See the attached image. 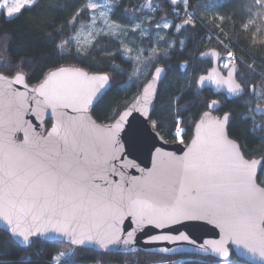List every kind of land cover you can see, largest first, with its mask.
<instances>
[{"label": "water", "instance_id": "water-1", "mask_svg": "<svg viewBox=\"0 0 264 264\" xmlns=\"http://www.w3.org/2000/svg\"><path fill=\"white\" fill-rule=\"evenodd\" d=\"M221 58L203 52L210 67L196 88L239 98L244 89L231 68L222 73ZM165 75L155 67L101 123L91 108L109 89L106 73L61 67L35 86L22 73L0 74V231L21 247L38 238L107 254L233 253L264 264L263 159L244 156L217 100L188 142H167L150 121ZM252 114L264 116V106Z\"/></svg>", "mask_w": 264, "mask_h": 264}, {"label": "trees", "instance_id": "trees-1", "mask_svg": "<svg viewBox=\"0 0 264 264\" xmlns=\"http://www.w3.org/2000/svg\"><path fill=\"white\" fill-rule=\"evenodd\" d=\"M88 0H36L16 15L0 14V74L25 76L30 85L39 84L51 71L61 67L82 68L106 73L109 89L91 108L101 123L113 121L135 97L157 66L166 75L161 82L150 121L159 134L170 143L188 142L193 126L212 100L219 102L218 114L228 113L227 128L245 157L264 152V137L253 126V96L226 101L210 90H198L196 79L206 73L209 62L201 59L210 48L230 55L241 69L236 74L246 83L264 93V42L259 39L256 3L258 0H110L111 19L130 26L140 22L148 34L142 45L154 48L147 58L144 74L135 75L136 63L123 54L116 38L100 36L83 53L62 50L79 24L90 20ZM164 21L167 29L158 27ZM190 21V22H189ZM159 38V45L154 38ZM132 34H136L132 32ZM156 48H155V46ZM49 126V123H46ZM180 130L178 140V131ZM69 249L71 258L54 263V256ZM246 264L233 253L225 261L210 257L183 255L167 257L137 251L128 255L107 254L65 243L31 240L27 247L14 243L0 231V264Z\"/></svg>", "mask_w": 264, "mask_h": 264}, {"label": "rangeland", "instance_id": "rangeland-1", "mask_svg": "<svg viewBox=\"0 0 264 264\" xmlns=\"http://www.w3.org/2000/svg\"><path fill=\"white\" fill-rule=\"evenodd\" d=\"M36 0H0V14L7 16L9 9L20 6V10L24 7L31 6ZM171 3H182L184 0H169ZM88 8L90 10V20L86 24H79L76 27V32L73 36L64 43L62 50H73L74 52L83 53L94 41L100 36H108L116 38L120 44V48L126 58H130L136 63L135 75L140 76L147 70L145 61L147 58L152 57L154 48H148L141 43V38L147 36L148 29L140 22H135L130 26H124L114 22L110 13L112 10V2L110 0H88ZM257 17L259 19L258 25L256 26L257 32H259V39L264 42V0H258L256 3ZM14 13L12 16L16 15ZM11 16V17H12ZM170 26L168 21H164L158 25L161 29H167ZM135 32L136 34H132ZM159 36L154 38L155 44L159 45V38L162 32L158 33ZM156 45V46H157ZM155 46V45H154ZM155 46V48H156ZM233 58L226 54L224 59L220 61V66L227 65ZM180 135V130L178 131ZM178 135V138H179ZM178 140H181L180 138ZM263 179L262 175L259 178ZM60 252L70 253L69 249L60 250L54 259H60ZM71 258V254H70ZM65 260V259H62ZM231 264V263H229Z\"/></svg>", "mask_w": 264, "mask_h": 264}, {"label": "flooded vegetation", "instance_id": "flooded-vegetation-1", "mask_svg": "<svg viewBox=\"0 0 264 264\" xmlns=\"http://www.w3.org/2000/svg\"><path fill=\"white\" fill-rule=\"evenodd\" d=\"M211 49V48H210ZM215 49V48H214ZM224 59V55L222 54V58L220 61H222ZM207 61V60H206ZM209 62V61H208ZM209 65H210V62H209ZM210 67V66H209ZM219 68L220 70L222 71L223 74H225V72L228 70V69H232L233 71H235V78L236 80L240 83V85L243 87L244 89V94L242 96H240L239 98L241 97H247V95H250V96H253L254 99H255V103H254V106H259V107H262L264 106V93L262 91H258L256 90V88L252 87L251 85H247L246 83H241L237 77H236V74L238 73V71L241 69L240 67L236 66V63L234 62V60L230 61L227 65L223 64L220 66V62H219ZM209 69V68H208ZM207 72V71H206ZM214 96H219V97H222L224 98L226 101H231V100H227L225 98V96L223 94H217V95H214ZM238 99V98H236ZM216 100V99H215ZM235 100V99H233ZM253 109V108H252ZM252 109H251V113H252ZM218 110V109H217ZM217 113V111H216ZM218 114V113H217ZM252 120H253V126L255 129H260L261 132H262V135L264 137V129H263V124H264V116H255L252 114ZM182 142V141H180ZM247 158H262L263 159V164H262V168L257 176V180L258 182L264 186V152H262L260 155L258 156H254V157H247ZM262 175L263 179L260 180V176Z\"/></svg>", "mask_w": 264, "mask_h": 264}, {"label": "snow or ice", "instance_id": "snow-or-ice-1", "mask_svg": "<svg viewBox=\"0 0 264 264\" xmlns=\"http://www.w3.org/2000/svg\"><path fill=\"white\" fill-rule=\"evenodd\" d=\"M173 2H174V0H173ZM19 11H20V6H17L15 8L9 9L8 12H7V16L11 17L14 13H18ZM0 66H2V65H0ZM104 79H107V77H104ZM225 120H227V116L225 117ZM177 135H179V133H177ZM252 166L253 165H244V167H246L248 169H251ZM249 179H250V177H249ZM25 239H27V237H25ZM132 251H136V250L132 249Z\"/></svg>", "mask_w": 264, "mask_h": 264}, {"label": "built area", "instance_id": "built-area-1", "mask_svg": "<svg viewBox=\"0 0 264 264\" xmlns=\"http://www.w3.org/2000/svg\"><path fill=\"white\" fill-rule=\"evenodd\" d=\"M59 256H61L60 259H54V263H57L58 261L62 260V259H70V253L67 254V253H63V252H60ZM99 264V263H97Z\"/></svg>", "mask_w": 264, "mask_h": 264}]
</instances>
